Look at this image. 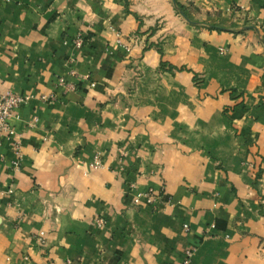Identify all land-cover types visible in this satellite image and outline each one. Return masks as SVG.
Instances as JSON below:
<instances>
[{
	"label": "crops",
	"instance_id": "0c3cea01",
	"mask_svg": "<svg viewBox=\"0 0 264 264\" xmlns=\"http://www.w3.org/2000/svg\"><path fill=\"white\" fill-rule=\"evenodd\" d=\"M5 89L0 264H264V0H0Z\"/></svg>",
	"mask_w": 264,
	"mask_h": 264
},
{
	"label": "built area",
	"instance_id": "2783aa9c",
	"mask_svg": "<svg viewBox=\"0 0 264 264\" xmlns=\"http://www.w3.org/2000/svg\"><path fill=\"white\" fill-rule=\"evenodd\" d=\"M85 39V35L82 31H77L72 37V42L76 46H80ZM118 43L127 51L130 50V45L128 42L121 41L120 37H117ZM222 50V49H221ZM73 61L72 58L68 59V63L71 64ZM68 72L72 75H76L77 71L73 67L68 68ZM56 84L59 85L63 91L67 92L74 90L76 88L75 83L72 80H67L63 75H59L56 79ZM31 96L29 94H22L13 89H5L0 93V136L5 138L12 139L13 145H18V131L12 123V118L16 116V108L21 104L26 103ZM39 97L42 100H54L56 98L55 93H41ZM36 120V117H33V122ZM101 165L99 157L95 156L90 162L91 168H97ZM135 184L130 183L129 188L132 190L131 199L134 204H153L156 202L160 196L158 191L152 186L145 187L143 189H134ZM98 221H102L101 218H98ZM185 230L189 229L187 223L183 224ZM192 256V249L187 247L183 251L182 258L179 264H189Z\"/></svg>",
	"mask_w": 264,
	"mask_h": 264
},
{
	"label": "trees",
	"instance_id": "16d2710c",
	"mask_svg": "<svg viewBox=\"0 0 264 264\" xmlns=\"http://www.w3.org/2000/svg\"><path fill=\"white\" fill-rule=\"evenodd\" d=\"M161 65H163V62H161Z\"/></svg>",
	"mask_w": 264,
	"mask_h": 264
}]
</instances>
